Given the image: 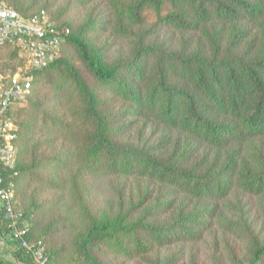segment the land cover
<instances>
[{
    "label": "trees",
    "instance_id": "1",
    "mask_svg": "<svg viewBox=\"0 0 264 264\" xmlns=\"http://www.w3.org/2000/svg\"><path fill=\"white\" fill-rule=\"evenodd\" d=\"M5 1L26 15L41 9L39 0ZM104 1L106 16L90 13L75 29L53 14L69 32L58 58L32 72L29 104L20 109L16 131V165H0L4 183L17 185L23 176L79 203L86 226L73 244L91 264H103L94 247L131 259L156 245L198 240L212 219L231 226L235 222L220 203L239 191L264 201V152L245 153L243 146L264 138V0ZM149 10L156 15L152 23L146 17ZM101 28L118 40L132 38L125 57L109 60V41L98 45L88 35ZM162 30L192 36L182 47H166L155 40ZM16 59L17 48L6 44L0 51L1 68ZM45 88L53 93L52 103L43 97ZM113 100L122 105L111 107ZM128 116L177 131L184 146L163 151L124 139L132 121L121 118ZM197 145L214 150L213 157L196 155ZM87 175L146 178L168 190L155 195L153 204H146L147 191L125 212L97 216L81 196L79 178ZM178 193L194 199L193 206L181 204L166 221H156L154 215L171 207L170 195ZM63 225L62 219L54 222L38 236L32 222L28 239L45 240L49 262L59 257L54 234ZM0 228L7 230L1 204ZM255 243L250 264H264V245ZM13 255L14 260L0 255V264L35 263L27 247L17 246Z\"/></svg>",
    "mask_w": 264,
    "mask_h": 264
},
{
    "label": "rangeland",
    "instance_id": "2",
    "mask_svg": "<svg viewBox=\"0 0 264 264\" xmlns=\"http://www.w3.org/2000/svg\"><path fill=\"white\" fill-rule=\"evenodd\" d=\"M39 3L38 8H45L52 15L59 14L62 20L69 22L74 29L85 23L90 13L100 19L101 17H98V15L106 16L109 12L104 0H88L87 2L39 0ZM146 17L148 23H152L156 19L155 12L153 10L147 11ZM252 34H256V30H252ZM88 35L94 38L98 45H102L105 40L109 41L105 52L109 60L118 56L125 57L132 41V38L115 39L113 34L102 28L95 29ZM191 36V33L162 30L157 33L156 38H153L166 47H182L186 39ZM148 40H151V38ZM68 52L78 62V55L75 51L70 48ZM13 64L16 66L18 60H14ZM13 64L7 65L4 69L0 66V79L6 77L8 73L15 69ZM41 92L47 103L55 101L49 88H45ZM101 96L106 97V95ZM29 99L28 96L21 104L14 105L10 111V116L17 127L18 121L22 118L20 109L27 108ZM111 103V107L115 108L122 105L119 100H113ZM59 110L64 111L61 106ZM121 120L132 121L128 124L129 129L125 131L123 138L132 141L134 144H152L160 147L163 151L174 145L184 146V136L177 131L136 116L124 117ZM189 144L193 145L192 142ZM243 146L245 153L248 150L251 153L259 150L264 152V138L251 139ZM195 148L196 155L208 154L209 157L214 155V150L208 148L207 145H197ZM42 149H44V144ZM219 156L221 158V155ZM57 179H60L61 182L60 176H57ZM79 182L81 183L82 199L87 204L90 212L97 216L125 212L132 203L139 202L141 195H144L147 191L149 197L146 204H153L155 195L168 190L166 186H161L146 178H125L114 175H87L85 178H79ZM5 184H9V182ZM60 195L62 196L61 202L53 203L56 196L59 197ZM15 196L18 206L26 212L32 222L34 220V230L38 236L42 235L46 226L49 227L54 222L64 220L63 228L54 234V245L59 248V257H56L55 260L52 259L48 264H91L82 260L73 244L77 234L83 231L86 226V220L79 212V203L66 197L63 191L43 186L38 181L23 176L15 185ZM168 196H166V199ZM170 196H174L172 202L174 205L172 204L168 209L154 215L153 218L156 221H166L181 204H188L185 208L190 209L195 202L194 199H189L180 193ZM220 205L222 209H225V216L228 220L235 223L230 226L229 223H217L212 219L209 229L204 231L202 237L198 240L185 241L180 239L166 243L163 246L156 245L153 250L144 255H135L131 259L122 255L117 256L110 251L101 250L100 246L94 247L93 253L96 259L103 264H163L166 261L171 262L169 264H250L254 255L253 251H255V242L260 246L264 245V211L262 210L264 201L261 200V196L257 197L239 191L236 195L229 196L228 203L222 202ZM7 259L14 260L15 258L13 255L12 259ZM34 264L39 263L35 260Z\"/></svg>",
    "mask_w": 264,
    "mask_h": 264
},
{
    "label": "built area",
    "instance_id": "3",
    "mask_svg": "<svg viewBox=\"0 0 264 264\" xmlns=\"http://www.w3.org/2000/svg\"><path fill=\"white\" fill-rule=\"evenodd\" d=\"M69 32L47 9L26 15L0 0V51L6 44L17 48L18 64L0 79V165L14 167L17 162V126L10 116L12 107L24 102L31 93L32 72L48 66L61 54ZM0 204L12 249L27 247L39 264H48V246L43 238L31 242L32 221L16 203L15 184H5L0 175Z\"/></svg>",
    "mask_w": 264,
    "mask_h": 264
},
{
    "label": "crops",
    "instance_id": "4",
    "mask_svg": "<svg viewBox=\"0 0 264 264\" xmlns=\"http://www.w3.org/2000/svg\"><path fill=\"white\" fill-rule=\"evenodd\" d=\"M13 240L11 236L8 234L7 230L4 228H0V254L6 258H13Z\"/></svg>",
    "mask_w": 264,
    "mask_h": 264
}]
</instances>
